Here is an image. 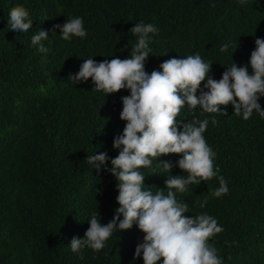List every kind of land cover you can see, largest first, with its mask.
Listing matches in <instances>:
<instances>
[{"label":"trees","instance_id":"16d2710c","mask_svg":"<svg viewBox=\"0 0 264 264\" xmlns=\"http://www.w3.org/2000/svg\"><path fill=\"white\" fill-rule=\"evenodd\" d=\"M16 6L33 20L27 32L10 30ZM73 17L83 19L85 38L65 41L56 29L41 41L47 53L32 46L40 29L47 32ZM141 21L158 29L150 34L146 72L160 70L169 58L199 54L212 63L209 75L218 81L231 59L251 74L255 39L264 38V0H0V264H143L142 253L133 259L145 235L135 223L115 232L98 252L71 250L72 237L84 238L96 208L103 225L118 207L115 177L97 173L87 156L118 154L112 142L126 124L119 114L129 91L106 95L91 78L76 85L68 79L85 59L128 58L136 43L130 29ZM225 43L230 46L221 52ZM258 103L264 110V96ZM220 108L225 115L185 105L177 117L184 123L209 120L203 135L217 172L177 199L188 205L185 216L217 219L223 231L208 243L222 264H264V117L254 110L244 120L230 104ZM179 158L169 154L158 161ZM139 171L146 175L145 188H165L169 173L156 163ZM177 174L187 175L173 167L171 175ZM220 176L229 191L216 197Z\"/></svg>","mask_w":264,"mask_h":264},{"label":"clouds","instance_id":"9594fccd","mask_svg":"<svg viewBox=\"0 0 264 264\" xmlns=\"http://www.w3.org/2000/svg\"><path fill=\"white\" fill-rule=\"evenodd\" d=\"M8 24L10 30L27 32L32 28L33 20L27 9L16 6L10 10ZM56 29H60L65 41L87 35L83 19L73 17L62 25H53L47 32L40 29L31 37L32 46L47 53L49 50L41 41L48 39L49 31L55 34ZM130 31L136 37V43L128 58L116 57L100 62L88 58L83 60L78 72L68 77L74 85L86 83L91 78L94 89L106 95L122 89L129 91V95L121 97L119 114L126 124L112 142L118 154L114 158L107 152L87 156L88 165L97 173L103 170L115 177L118 207L112 219L103 225L96 208L90 215L84 238L72 237L71 250L80 252L88 247L98 252L115 232L131 229L135 223L145 235L143 243L135 248L134 260L142 253L143 264H157L158 261L162 264H222L216 248L208 240L223 228L218 226L217 219L207 214L185 216L188 205L176 195L189 191V185H198L217 176L213 170L215 153L203 135L209 120L194 118L184 123L177 117L185 105L190 110L198 107L205 113L225 115L220 106L229 104L236 115L242 114L244 120H248L254 110L264 117V110L258 103L264 96V38L255 39L249 59L251 74L248 66H237L231 59V64L217 81L209 75L212 63L205 62L199 54L169 58L159 66L160 70L149 74L145 71V61L152 51L150 34H155L158 29L154 24L141 21ZM229 46V43L223 44L220 51H226ZM211 122L217 123L215 117ZM169 154H177L180 158L175 163L158 161L159 157ZM109 162L111 167L107 166ZM153 163L169 173L164 182L167 194L165 188L153 192L144 186L146 175L139 169L150 168ZM173 167L187 175H171ZM218 179L220 187L213 193L216 197L229 191L225 178L220 176ZM96 193H99L98 189ZM206 203L205 199L201 207Z\"/></svg>","mask_w":264,"mask_h":264}]
</instances>
